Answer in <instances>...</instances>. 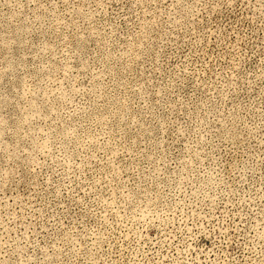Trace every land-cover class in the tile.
Wrapping results in <instances>:
<instances>
[{"label": "rangeland", "instance_id": "374dc122", "mask_svg": "<svg viewBox=\"0 0 264 264\" xmlns=\"http://www.w3.org/2000/svg\"><path fill=\"white\" fill-rule=\"evenodd\" d=\"M0 264H264V0H0Z\"/></svg>", "mask_w": 264, "mask_h": 264}]
</instances>
